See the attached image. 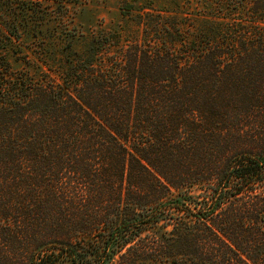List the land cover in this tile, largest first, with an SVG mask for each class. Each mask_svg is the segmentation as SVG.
I'll return each instance as SVG.
<instances>
[{
  "label": "trees",
  "instance_id": "trees-1",
  "mask_svg": "<svg viewBox=\"0 0 264 264\" xmlns=\"http://www.w3.org/2000/svg\"><path fill=\"white\" fill-rule=\"evenodd\" d=\"M15 5L0 264H264V0H121L122 25L32 58Z\"/></svg>",
  "mask_w": 264,
  "mask_h": 264
},
{
  "label": "rangeland",
  "instance_id": "rangeland-1",
  "mask_svg": "<svg viewBox=\"0 0 264 264\" xmlns=\"http://www.w3.org/2000/svg\"><path fill=\"white\" fill-rule=\"evenodd\" d=\"M138 1L162 7L172 0ZM120 2L121 0H0V5L9 3L20 7L18 9L21 16L17 21L20 23L18 34L24 38L21 51L29 53L32 58L35 51H46L40 46H49V51L60 50L75 38L83 39L102 29L109 30L122 25ZM3 20L10 22L9 17L1 14L0 21ZM76 44L80 47V43ZM14 67L19 69L23 65L15 62Z\"/></svg>",
  "mask_w": 264,
  "mask_h": 264
}]
</instances>
